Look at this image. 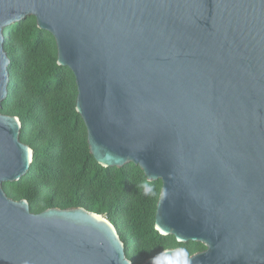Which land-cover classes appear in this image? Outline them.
Instances as JSON below:
<instances>
[{"label": "water", "instance_id": "95a60500", "mask_svg": "<svg viewBox=\"0 0 264 264\" xmlns=\"http://www.w3.org/2000/svg\"><path fill=\"white\" fill-rule=\"evenodd\" d=\"M29 17L75 78L96 163L160 181L155 230L205 247L142 264H264V0H0V110L3 33ZM20 129L0 112V264H132L101 215L6 196L32 162Z\"/></svg>", "mask_w": 264, "mask_h": 264}, {"label": "trees", "instance_id": "16d2710c", "mask_svg": "<svg viewBox=\"0 0 264 264\" xmlns=\"http://www.w3.org/2000/svg\"><path fill=\"white\" fill-rule=\"evenodd\" d=\"M3 35L10 62L0 112L19 119V139L33 154L27 174L2 185L6 196L26 200L33 214L83 208L101 215L117 231L132 264L168 249H181L187 256L203 251L200 243H178L155 230L160 181L148 182L133 164L104 168L96 163L75 110V78L57 65L52 35L39 30L34 17L11 25Z\"/></svg>", "mask_w": 264, "mask_h": 264}]
</instances>
